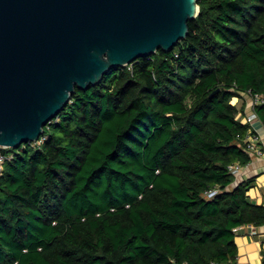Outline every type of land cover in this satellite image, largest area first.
Returning <instances> with one entry per match:
<instances>
[{"label": "trees", "instance_id": "1", "mask_svg": "<svg viewBox=\"0 0 264 264\" xmlns=\"http://www.w3.org/2000/svg\"><path fill=\"white\" fill-rule=\"evenodd\" d=\"M197 4L171 50L76 87L40 144L1 149L0 264H234L236 233L264 225L228 170L251 160L231 99L264 95V0Z\"/></svg>", "mask_w": 264, "mask_h": 264}, {"label": "water", "instance_id": "2", "mask_svg": "<svg viewBox=\"0 0 264 264\" xmlns=\"http://www.w3.org/2000/svg\"><path fill=\"white\" fill-rule=\"evenodd\" d=\"M197 0H0V146L34 142L75 88L171 50Z\"/></svg>", "mask_w": 264, "mask_h": 264}, {"label": "crops", "instance_id": "3", "mask_svg": "<svg viewBox=\"0 0 264 264\" xmlns=\"http://www.w3.org/2000/svg\"><path fill=\"white\" fill-rule=\"evenodd\" d=\"M239 98L237 97L236 103L237 117L244 121L243 117L252 110L251 100L247 95H242L241 98L244 100L241 103ZM252 129L260 137L263 152L261 155L250 156V162L241 170L235 184L251 179L247 191L248 200L256 204H264V126L260 120H255ZM235 243L238 252L234 264H261L264 251V225H248L239 230L235 236Z\"/></svg>", "mask_w": 264, "mask_h": 264}, {"label": "built area", "instance_id": "4", "mask_svg": "<svg viewBox=\"0 0 264 264\" xmlns=\"http://www.w3.org/2000/svg\"><path fill=\"white\" fill-rule=\"evenodd\" d=\"M244 95H247L248 97H250L251 106H252L251 112L248 115H246L245 117H243L244 118V122L248 123V125H249V131H248V134H247V136L245 138V142H246L245 148H246V151L249 153L250 156L251 155H261L263 150H262V147L260 145V137H259L258 133L253 131L252 123L255 120H259V117H258V115H257V113L255 111V107L257 105L264 104V95L258 94V93H251V92H247ZM235 99H236V102L233 103V105L236 106L237 97H235ZM41 141H42V139H38L37 141L29 142V143H31L33 145H38V144L41 143ZM2 148H4V147L0 146V174L2 173V165H3V162H4L5 158H6L4 153L1 151ZM246 165H242V164H240L238 162H235V163L230 164L228 166V170H229L230 174L233 175V177H234V183H235L239 173L241 172V170ZM216 192H217L216 189L211 190V191H209L206 194V196L207 197H212ZM209 264H224V263H220V262H217V261H212Z\"/></svg>", "mask_w": 264, "mask_h": 264}, {"label": "rangeland", "instance_id": "5", "mask_svg": "<svg viewBox=\"0 0 264 264\" xmlns=\"http://www.w3.org/2000/svg\"><path fill=\"white\" fill-rule=\"evenodd\" d=\"M234 98H235V97H234ZM234 98L231 99V104H233V103L236 102V100H233ZM239 99H240L239 101H240L241 103H243L244 98H241V97H240Z\"/></svg>", "mask_w": 264, "mask_h": 264}]
</instances>
